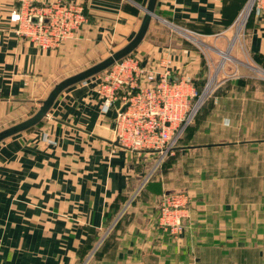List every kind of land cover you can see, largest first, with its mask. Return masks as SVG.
I'll list each match as a JSON object with an SVG mask.
<instances>
[{"label":"crops","instance_id":"0c3cea01","mask_svg":"<svg viewBox=\"0 0 264 264\" xmlns=\"http://www.w3.org/2000/svg\"><path fill=\"white\" fill-rule=\"evenodd\" d=\"M62 1L81 6L85 22L41 49L16 33L19 0H0V130L31 116L56 82L128 42L147 2ZM246 2L157 0L135 49L143 63L170 59L171 79L189 78L197 89L216 79L212 104L175 154L200 164L197 196L188 189L191 202L161 181L164 195L187 200L179 241L160 223L159 196L136 192L143 160L116 143L113 110L100 113L86 81L0 142V264H264V136L253 132L264 129V89L254 87L264 80V14L253 10L233 38Z\"/></svg>","mask_w":264,"mask_h":264},{"label":"built area","instance_id":"2783aa9c","mask_svg":"<svg viewBox=\"0 0 264 264\" xmlns=\"http://www.w3.org/2000/svg\"><path fill=\"white\" fill-rule=\"evenodd\" d=\"M252 1L249 11L264 14V0ZM19 2V10L13 12L17 33L41 49L59 46L85 22L82 7L73 2ZM100 74L94 78L99 109L101 114L115 110L116 143L123 149L156 154L158 158L170 153L195 114L199 96L194 83L185 77L171 79V60L166 57L150 64L131 54ZM167 198L160 204V223L175 233L181 226L179 208L184 198Z\"/></svg>","mask_w":264,"mask_h":264},{"label":"rangeland","instance_id":"374dc122","mask_svg":"<svg viewBox=\"0 0 264 264\" xmlns=\"http://www.w3.org/2000/svg\"><path fill=\"white\" fill-rule=\"evenodd\" d=\"M250 1H251V3L253 2L252 0H247L246 4L244 5V8H243L244 10H243L242 14L240 15V12H241L240 11L238 13L236 19L234 20L233 24H232V33L234 34L233 38H235V39L238 37V35L242 34V32L245 28V25H246L250 15H251V12H253L252 10L249 11V13L246 16L245 20L243 21L242 25L239 26V24L242 22V17L244 15V11L246 10ZM42 4H44V3L36 4V5H42ZM12 20H14L15 24L17 25V21H15V19H13V18H12ZM17 28H18V25H17ZM17 28H16V33H17ZM18 35H20V34H18ZM20 36H22V35H20ZM23 37H25V36H23ZM25 38H27V37H25ZM27 39L29 41H31L29 38H27ZM232 40H234V39H232ZM117 47H119V46H115L114 48H110L106 54H108V53L111 54L112 51L114 52ZM131 54L141 57V55L139 54L138 51H133ZM131 54H129V55H131ZM228 54H227V56H228ZM226 62H227V64L230 63L229 60H226ZM108 68H106V69H108ZM105 70H103V71H105ZM103 71L100 73H103ZM99 74H97V75H99ZM97 75H95L89 79H86L82 82L90 81V82H93V84H94V80H95L94 78ZM263 75H264V73H263ZM215 81H216V79L215 80L210 79V81L203 82L198 87V89L196 88L197 94L199 96V101H198V105H197L195 114L192 117L191 121L183 129L181 136L178 138L174 148L170 151V153L166 154L163 158H158L156 154H149L148 156H146L144 154H140V153L137 154L133 151L126 150L127 152L129 151L128 152L129 155L132 154L131 160H133V162H135V163L140 162L139 160H135V158H134L135 155L137 158L140 156V158H142V160H143L141 162L142 163L141 164L142 173L139 174L140 181L138 183V187H137L136 192H140V191L144 190L142 185L147 180H160L163 182L164 186L167 189H182V190H185L184 192H187V194H188L187 190L192 189L195 191V196H197V190L198 189H195L194 186H197L198 178H200L204 173V172H202V173L199 172V170H201V167L199 166L200 164L197 161H194L190 156L180 157V156H177L175 154H176V150H177L176 148L183 143L184 136L189 131V128L191 126H193V123H194L196 117H198L202 113L203 106H206L208 104H212L211 100L213 98V90L216 87ZM207 86H209L208 89H207ZM254 87L255 88L259 87L260 89H264V80H261V81L257 80L255 82ZM94 90H95V85H94ZM203 93H205V95H204V97L201 98L200 95H203ZM255 106H256V102L254 104V108H255ZM115 107H117V106L115 105ZM112 110L115 111L114 109H112ZM99 111H100V109H99ZM115 116H116V112H115ZM114 119H115V117H114ZM254 131L261 133L264 136V129L254 128L253 132ZM143 152L144 151H142L141 153H143ZM173 158L175 159L174 161H172ZM163 195L164 194L159 195V203L157 202L158 208H159V213H160V204L165 199H168L167 197L179 198L180 196H182L184 198V202L187 201L185 199V195L182 192H169L164 197H163ZM134 196H135V194L133 195V198H134ZM188 196H189V198H191V202H192L194 195L189 193ZM130 201H132V199L129 200L126 204L128 205L130 203ZM188 201H189V199H188ZM181 207L179 208V214H181V217H182ZM124 208H125V206H124ZM159 217H160V214H159ZM180 223H181V226L175 233H171L170 231H168V233H170L171 236H174V238H176V240H175L176 242L179 241V238H180L179 235L183 232V230L185 228V223L183 222V225H182L181 218H180ZM81 264H85V262H83Z\"/></svg>","mask_w":264,"mask_h":264},{"label":"water","instance_id":"95a60500","mask_svg":"<svg viewBox=\"0 0 264 264\" xmlns=\"http://www.w3.org/2000/svg\"><path fill=\"white\" fill-rule=\"evenodd\" d=\"M156 1L157 0H147L146 5L143 9V15L140 24L136 32L128 42H126L122 47L118 48L108 56L95 62L94 64H91L86 68L56 82L49 90L46 97L40 100L38 109L31 116L0 130V142L12 135L27 130L38 124L44 117L48 115V111L53 105L56 98L66 88L99 74L100 72L111 66L115 61H118L135 51L149 28L151 18L155 16L154 10ZM115 105H118V101L115 102ZM112 116L115 117V111H113ZM142 186L144 189L157 196L164 193L162 183L159 180H147Z\"/></svg>","mask_w":264,"mask_h":264},{"label":"bare ground","instance_id":"6f19581e","mask_svg":"<svg viewBox=\"0 0 264 264\" xmlns=\"http://www.w3.org/2000/svg\"><path fill=\"white\" fill-rule=\"evenodd\" d=\"M250 6H251V1H250V3L248 4V6H247V8H246V10H245V13H244V15H243V17H242V22L239 24V26H241L242 23H243V21L245 20V18H246V16H247V13H246V12L249 11ZM227 54H228L227 52L223 53V59H224V58H229V55L227 56ZM213 79H214V77L211 78V80H213ZM209 86H210V85H209ZM209 86H207V89L209 88ZM204 95H205V93H203L202 97H204Z\"/></svg>","mask_w":264,"mask_h":264},{"label":"trees","instance_id":"16d2710c","mask_svg":"<svg viewBox=\"0 0 264 264\" xmlns=\"http://www.w3.org/2000/svg\"><path fill=\"white\" fill-rule=\"evenodd\" d=\"M252 13V12H251Z\"/></svg>","mask_w":264,"mask_h":264}]
</instances>
